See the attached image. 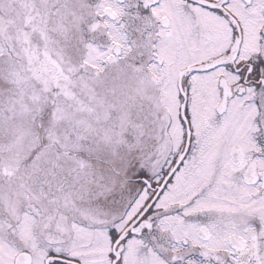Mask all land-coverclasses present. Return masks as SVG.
<instances>
[{
    "label": "snow or ice",
    "instance_id": "6c2138e0",
    "mask_svg": "<svg viewBox=\"0 0 264 264\" xmlns=\"http://www.w3.org/2000/svg\"><path fill=\"white\" fill-rule=\"evenodd\" d=\"M0 264H264V0H0Z\"/></svg>",
    "mask_w": 264,
    "mask_h": 264
}]
</instances>
